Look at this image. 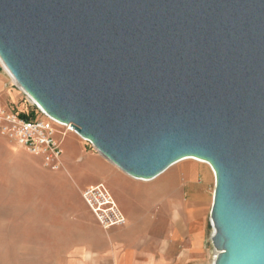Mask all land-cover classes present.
Masks as SVG:
<instances>
[{
  "label": "water",
  "instance_id": "1",
  "mask_svg": "<svg viewBox=\"0 0 264 264\" xmlns=\"http://www.w3.org/2000/svg\"><path fill=\"white\" fill-rule=\"evenodd\" d=\"M0 60L132 179L208 163L211 264H264V0H0Z\"/></svg>",
  "mask_w": 264,
  "mask_h": 264
},
{
  "label": "crops",
  "instance_id": "2",
  "mask_svg": "<svg viewBox=\"0 0 264 264\" xmlns=\"http://www.w3.org/2000/svg\"><path fill=\"white\" fill-rule=\"evenodd\" d=\"M19 105H26L22 93L0 68V107L19 110ZM62 145L65 171L49 173L68 186L62 191L63 196L71 197L79 210L69 221L74 225V233L69 234L75 238L69 240L74 246L67 258L74 260V264H207L209 256L202 236L204 220L196 207L204 200L201 192H191L189 203L182 204L180 190L177 193L170 188L160 200L143 204L140 193H131L128 187L147 184L161 174L149 181L129 179L101 163L98 153L73 133L64 137ZM188 169L195 179V168L191 165ZM98 183L106 184L125 215L127 222L123 227L101 229L83 202L81 191ZM183 211L187 219L184 231H180Z\"/></svg>",
  "mask_w": 264,
  "mask_h": 264
},
{
  "label": "rangeland",
  "instance_id": "3",
  "mask_svg": "<svg viewBox=\"0 0 264 264\" xmlns=\"http://www.w3.org/2000/svg\"><path fill=\"white\" fill-rule=\"evenodd\" d=\"M0 68L10 78L1 65ZM18 107L23 109L21 105ZM99 157L101 163L120 171ZM191 165L195 168V179L188 169ZM63 171L64 166L57 172ZM49 172L53 171L45 169L39 157L0 136V264H74V260L67 258L74 246L69 240L75 238L69 234L74 233V225L69 221L79 210L71 197L63 196L62 191L68 186ZM170 188L176 189L177 193L180 190L182 204L189 203L191 192H201L204 200L196 207L202 213L200 219L204 220L202 236L209 256L207 264H211L215 255L210 241L212 171L202 162L180 161L157 179L147 184H132L128 190L140 193L141 202L146 204L153 199L160 200ZM186 219L184 211L180 212V231H184Z\"/></svg>",
  "mask_w": 264,
  "mask_h": 264
},
{
  "label": "built area",
  "instance_id": "4",
  "mask_svg": "<svg viewBox=\"0 0 264 264\" xmlns=\"http://www.w3.org/2000/svg\"><path fill=\"white\" fill-rule=\"evenodd\" d=\"M11 83L23 95L25 115H20L18 110L0 107V136L9 143L24 148L29 154L40 157L45 169L60 171L63 167L62 140L68 133L76 132L70 124L48 116L15 82L11 80ZM80 194L103 230L123 227L126 224L125 215L105 184L86 187Z\"/></svg>",
  "mask_w": 264,
  "mask_h": 264
},
{
  "label": "bare ground",
  "instance_id": "5",
  "mask_svg": "<svg viewBox=\"0 0 264 264\" xmlns=\"http://www.w3.org/2000/svg\"><path fill=\"white\" fill-rule=\"evenodd\" d=\"M0 65L3 67V69L7 72V74L10 76V78H11V80L13 81V82H15L14 81V79L12 78V76H11V74L8 72V70L6 69V67L4 66V64L1 62V60H0ZM186 160H193V161H195V162H202V163H205V164H207L208 165V163H206V162H204V161H199V160H196V159H185V160H182V161H186ZM209 166V165H208ZM209 168H210V170L212 171V169H211V167L209 166ZM212 173H213V171H212ZM213 177H214V175H213ZM140 181H149V180H140ZM213 195V194H212ZM211 203H212V201H211ZM216 252V251H215Z\"/></svg>",
  "mask_w": 264,
  "mask_h": 264
},
{
  "label": "trees",
  "instance_id": "6",
  "mask_svg": "<svg viewBox=\"0 0 264 264\" xmlns=\"http://www.w3.org/2000/svg\"><path fill=\"white\" fill-rule=\"evenodd\" d=\"M19 111V114L20 115H25V113L23 112V109H20V110H18Z\"/></svg>",
  "mask_w": 264,
  "mask_h": 264
}]
</instances>
